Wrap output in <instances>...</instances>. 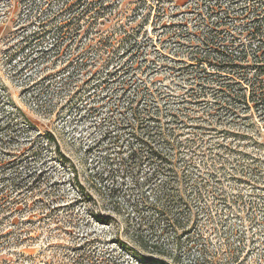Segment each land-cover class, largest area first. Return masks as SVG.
<instances>
[{"label": "rangeland", "instance_id": "374dc122", "mask_svg": "<svg viewBox=\"0 0 264 264\" xmlns=\"http://www.w3.org/2000/svg\"><path fill=\"white\" fill-rule=\"evenodd\" d=\"M259 50L264 0H0V264H264ZM142 112L191 213L147 251L163 176L122 165Z\"/></svg>", "mask_w": 264, "mask_h": 264}, {"label": "trees", "instance_id": "16d2710c", "mask_svg": "<svg viewBox=\"0 0 264 264\" xmlns=\"http://www.w3.org/2000/svg\"><path fill=\"white\" fill-rule=\"evenodd\" d=\"M257 34V33H256ZM243 54V55H242ZM221 58L223 62H228L225 65L233 64L235 60L241 59V55L245 56L244 53H240L238 57L232 56L231 53L222 52ZM257 63L264 62V50L257 51V54L254 55ZM218 60V59H217ZM219 61V60H218ZM234 66V65H233ZM258 73L254 78V82H248L249 88H251L250 92L253 96H258L256 89H260V83L263 82L262 74H264V64H261L260 67L257 68ZM235 81L236 85L245 86L242 79V76L237 73V78L235 76H231ZM246 80V77H244ZM250 84V85H249ZM222 89L228 91V87L224 85ZM244 89H248L246 86ZM133 116H135V110H131ZM156 115L159 112L155 113ZM155 115V116H156ZM141 117L137 118L135 121L136 124H141V128L144 129L141 135L136 134V131L131 130V137L134 140V144L136 148H132L131 144H129V150L127 152L126 157H122V165L124 169L131 171L133 169H137L141 160H155V169L150 174L148 181H151L152 177L157 175L163 176V181L157 187V194L155 195V199L153 201H149L148 198L144 200V205L148 203L147 208L150 209L152 215H150L147 224V240H139L140 233H136V239L138 247L147 251L148 249L157 250L159 241H154L153 245H149V241L155 240V237L158 236L157 232H155V228L157 225L161 227V235L168 233L169 231H175V228H183L181 224H185L189 222L190 208L188 205L187 198L185 197L184 185L185 179H182L180 175L179 169L175 164V149L174 144L168 139L169 133L165 134L161 129L159 122H154L153 126L143 125L146 121H143L145 116L149 118L153 117L149 112H142ZM154 116V117H155ZM175 122V119H173ZM142 238V237H141ZM152 240H150V239ZM81 258V257H79Z\"/></svg>", "mask_w": 264, "mask_h": 264}]
</instances>
